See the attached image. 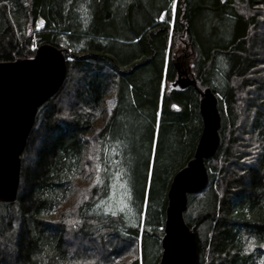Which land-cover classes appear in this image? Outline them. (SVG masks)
<instances>
[{
	"label": "trees",
	"instance_id": "16d2710c",
	"mask_svg": "<svg viewBox=\"0 0 264 264\" xmlns=\"http://www.w3.org/2000/svg\"><path fill=\"white\" fill-rule=\"evenodd\" d=\"M44 44L70 61L61 89L37 112L29 155L21 156L19 189L29 184V206L15 213L25 221L22 264H147L172 178L193 158L206 88L217 98L220 145L205 163L209 184L188 196L184 220L191 229L201 220L199 264H259L264 0H0V61L29 59ZM176 67H189L196 88L168 91ZM120 171L135 228L121 215L85 212ZM13 204L0 203V232Z\"/></svg>",
	"mask_w": 264,
	"mask_h": 264
},
{
	"label": "water",
	"instance_id": "95a60500",
	"mask_svg": "<svg viewBox=\"0 0 264 264\" xmlns=\"http://www.w3.org/2000/svg\"><path fill=\"white\" fill-rule=\"evenodd\" d=\"M64 52L47 44L33 57L0 61V203L13 204L18 196L21 156L39 108L61 89L67 74ZM177 77L168 91L196 88L189 67H176ZM178 111L176 104L172 105ZM202 130L193 158L172 178L167 192L166 216L159 264H196L195 228L184 220L188 196L205 191L209 184L206 161L220 145L221 117L215 94L206 88L198 104ZM264 252V245H263Z\"/></svg>",
	"mask_w": 264,
	"mask_h": 264
},
{
	"label": "rangeland",
	"instance_id": "374dc122",
	"mask_svg": "<svg viewBox=\"0 0 264 264\" xmlns=\"http://www.w3.org/2000/svg\"><path fill=\"white\" fill-rule=\"evenodd\" d=\"M172 7L175 6V1L173 2ZM40 21V20H39ZM38 27H42V22H38ZM38 47H36L37 49ZM108 107L113 106V102L111 100H108L107 102ZM48 110V108H47ZM40 147L37 146L34 148V151L32 153H36ZM25 156L29 155V153L25 150L24 151ZM34 158V157H33ZM33 162V159H32ZM31 162V166L32 163ZM30 165H27L25 168L29 173L32 169ZM23 164L21 165V171L23 170ZM114 177L110 183L109 191L106 197L101 199L96 205L89 207L85 210L86 213L90 216L95 217H106V216H118L121 215L123 217V220L125 222L126 228H135L137 219L135 211L133 210L131 206V198L129 193V187L126 180V177L124 175V172L120 171L117 173H114ZM21 175V174H20ZM21 183V179H20ZM19 183V187H20ZM28 192H29V184H24L22 190H18V196L13 205L10 206V209H12V212L7 214L6 222H4L3 229L1 230L0 239L2 240L1 236L6 237L7 241L5 240L6 244H9L11 241L14 242V247L11 248L8 245L5 247L4 245L0 244L1 247V260L0 264H22L24 263V255L22 254L23 247L25 244V233L22 232L24 229L25 221L23 216L20 214L19 216L15 213H19V209L22 205L29 206V202L26 200L28 198ZM199 195H197L198 197ZM20 197V198H19ZM199 199V198H197ZM18 204V205H16ZM20 206V207H19ZM23 207V206H22ZM196 210V209H194ZM187 212V211H186ZM188 214V213H187ZM189 214L184 219L186 220L188 218ZM197 217L196 211L193 212V219ZM18 218V219H17ZM201 220L197 221L198 224L195 226V230H199V223ZM17 222V223H16ZM15 223V226H14ZM120 232L123 234H126V230L119 229ZM159 233H161V239L163 237V230L158 229ZM20 232V233H19ZM18 233V234H17ZM161 239L159 242L155 241V246L152 247L151 252H149L148 258H147V264H157L160 261L161 256ZM0 240V242H1ZM202 239L200 238V241H196V249L198 251L197 255L201 258V252L203 250L204 243L201 242ZM156 247V250H155ZM254 248V244L246 243L245 250L250 251ZM14 249L16 253L14 252ZM3 250V251H2ZM19 254V255H18ZM158 260V261H157ZM159 264V263H158ZM197 264V263H196ZM259 264H264V256L259 261Z\"/></svg>",
	"mask_w": 264,
	"mask_h": 264
},
{
	"label": "flooded vegetation",
	"instance_id": "af4514ba",
	"mask_svg": "<svg viewBox=\"0 0 264 264\" xmlns=\"http://www.w3.org/2000/svg\"><path fill=\"white\" fill-rule=\"evenodd\" d=\"M200 241V238H199V234H198V232L195 230V241ZM196 251H197V249H196ZM197 253H198V251H197ZM196 263L197 264H199L198 263V255H197V258H196Z\"/></svg>",
	"mask_w": 264,
	"mask_h": 264
}]
</instances>
